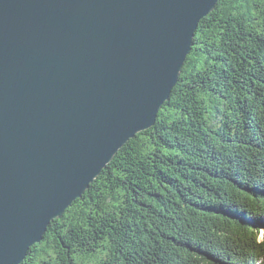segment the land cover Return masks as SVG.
Here are the masks:
<instances>
[{
	"label": "trees",
	"instance_id": "obj_1",
	"mask_svg": "<svg viewBox=\"0 0 264 264\" xmlns=\"http://www.w3.org/2000/svg\"><path fill=\"white\" fill-rule=\"evenodd\" d=\"M21 264H264V0L218 1L156 124Z\"/></svg>",
	"mask_w": 264,
	"mask_h": 264
},
{
	"label": "water",
	"instance_id": "obj_2",
	"mask_svg": "<svg viewBox=\"0 0 264 264\" xmlns=\"http://www.w3.org/2000/svg\"><path fill=\"white\" fill-rule=\"evenodd\" d=\"M218 1L0 0V264L156 124Z\"/></svg>",
	"mask_w": 264,
	"mask_h": 264
},
{
	"label": "bare ground",
	"instance_id": "obj_3",
	"mask_svg": "<svg viewBox=\"0 0 264 264\" xmlns=\"http://www.w3.org/2000/svg\"><path fill=\"white\" fill-rule=\"evenodd\" d=\"M148 202V201H147Z\"/></svg>",
	"mask_w": 264,
	"mask_h": 264
}]
</instances>
